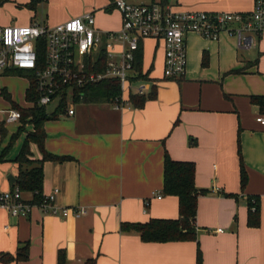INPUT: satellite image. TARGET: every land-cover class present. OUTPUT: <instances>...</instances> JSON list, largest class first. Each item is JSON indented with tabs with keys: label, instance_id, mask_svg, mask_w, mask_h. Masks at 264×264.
I'll return each instance as SVG.
<instances>
[{
	"label": "crops",
	"instance_id": "0c3cea01",
	"mask_svg": "<svg viewBox=\"0 0 264 264\" xmlns=\"http://www.w3.org/2000/svg\"><path fill=\"white\" fill-rule=\"evenodd\" d=\"M114 1L46 0L41 16L44 23L56 25L92 11L97 29L117 31L119 12L113 6L105 9ZM167 1L176 10L204 13L246 14L253 8V0ZM21 10H26V18L16 20V25L35 23L36 10ZM13 21L0 7V25ZM250 36L251 47L241 49L236 37L228 34L217 41L189 34L186 71L175 79L163 76L162 43L147 39L142 69H151L149 77L155 82L143 83L145 94L155 85L154 99L141 108L81 104L72 116L65 113L46 121L45 152L67 159L43 162L42 192L48 196L59 189L55 204L68 212L53 215L33 206L26 216H12L0 207V253L14 255L19 246L29 245L28 260L0 264H58L59 251L65 264L90 259L96 264H197L198 248L200 264H264V126L256 121L262 112L250 102L251 96L264 97V31ZM204 55L207 64L202 66ZM29 85L26 76L0 74V125L6 130L0 152L21 125L8 124L4 118L7 111L16 110L12 103L23 109L33 106L26 99ZM33 131L26 124L0 163V193L12 188L9 177L16 181L14 159ZM238 139L247 174L243 190ZM29 151L32 161L42 160L36 144L31 143ZM166 156L193 162L195 186L207 191L197 200L196 241L145 243L137 233L120 230L122 223L178 218V199L162 192ZM251 196L259 200L257 227L247 224ZM73 209L85 213L76 216Z\"/></svg>",
	"mask_w": 264,
	"mask_h": 264
},
{
	"label": "built area",
	"instance_id": "2783aa9c",
	"mask_svg": "<svg viewBox=\"0 0 264 264\" xmlns=\"http://www.w3.org/2000/svg\"><path fill=\"white\" fill-rule=\"evenodd\" d=\"M112 5L120 14L121 25L117 31L97 29L92 11L56 25L36 22L27 26L0 25V74L13 69L33 73L37 104L46 110L54 106L53 113L65 103L68 116L74 114L77 99H82V89L106 79H116L121 94L111 105L122 109L129 104L130 93L144 95L146 91L142 81H130L134 77L135 53L141 41L153 39L162 43L163 76L175 79L186 71L189 34L209 41L228 34L236 37L239 48L247 49L253 43L250 34L260 35L264 31V0H253V8L246 14L180 11L167 0L149 3L115 0ZM41 48H44V59L40 61ZM103 56L104 69L88 72V66L99 67ZM256 121L264 126V113L259 114ZM6 122L19 123V111H7ZM58 193L59 189L55 188L53 193L44 196L40 207L53 215L60 212L66 215L68 209L55 204ZM0 207L12 216H26L33 206L23 202L22 193L16 188L0 193ZM73 213L79 216L85 211L73 209Z\"/></svg>",
	"mask_w": 264,
	"mask_h": 264
},
{
	"label": "trees",
	"instance_id": "16d2710c",
	"mask_svg": "<svg viewBox=\"0 0 264 264\" xmlns=\"http://www.w3.org/2000/svg\"><path fill=\"white\" fill-rule=\"evenodd\" d=\"M9 0H0L2 7ZM46 0H29L26 4L17 5L18 8H25L29 11H35L37 6ZM113 5L105 8L111 10ZM38 58L41 61L44 59V48L38 51ZM143 61V42H140L139 49L135 53L134 77L130 78L131 82H155L149 77L151 69L144 72L142 69ZM207 64V56L202 58V66ZM104 69V56L102 57L99 67H87L88 72L102 71ZM10 75L26 76L29 79V89L26 92V99L33 103L30 108H20L12 103V108L20 113V126L0 152V163L4 161V157L9 152L14 141L18 136L25 132V125L31 124L34 131L29 133L23 145L14 159L18 165V173L16 181L10 191L19 189L22 193L23 202L30 206L40 207L44 202L43 188V162L66 160V157H58L45 152L44 150V123L48 120H54L59 115L65 114L67 106L62 103L53 113L48 114L45 107H40L37 104V96L34 89V74L31 72L21 71L17 69L7 71ZM238 72V71H237ZM172 79V78H171ZM82 99H77V103L82 104H113L115 98L120 94V85L116 79H106L95 84L88 85L82 89ZM3 96L9 99L5 93ZM156 96V87L153 84L149 93L137 95L130 93L128 103L132 107L141 108L147 100L154 99ZM250 102L257 105L262 113H264V97L251 96ZM6 137V130L0 125V146L3 139ZM34 143L37 145L43 158L41 161H32L29 157V145ZM238 155H239V176L240 189L243 190L247 183V174L243 166L240 155V144L238 139ZM162 192L167 196H174L178 199V218L173 220L151 219L145 223H122L120 230L123 233H137L140 240L145 243H166L178 241H196V214L197 200L199 195L205 194L207 191L197 189L195 186V164L188 161H174L166 156L163 170V189ZM24 194H29L31 198L25 200ZM225 197L236 198V195L223 194ZM258 198L251 196L247 198L248 219L247 224L251 227L259 226V202ZM254 208V210H252ZM29 245L23 244L17 248L14 255L8 253H0V262L2 263H19L28 260ZM58 264H65L63 251L58 252ZM201 262V252L197 249V264ZM85 264H96L95 259L86 261Z\"/></svg>",
	"mask_w": 264,
	"mask_h": 264
},
{
	"label": "rangeland",
	"instance_id": "374dc122",
	"mask_svg": "<svg viewBox=\"0 0 264 264\" xmlns=\"http://www.w3.org/2000/svg\"><path fill=\"white\" fill-rule=\"evenodd\" d=\"M21 1L20 0H9L8 2H6L2 7H1V12L3 13V15H5L6 17H9L10 20H14L13 21V25H16V20H18V22L20 20H25L26 18V13L24 11L26 10H21L19 11V8L17 7V5H20ZM17 7V8H16ZM15 8V11H13V9ZM46 5L41 3L39 4V6H37L36 8V13H37V17L35 22L37 23H44L45 19L42 18L41 14L43 13V10H45ZM19 11V13H17ZM111 20L116 21L117 20V15L116 14H112V16H110ZM43 19V20H41ZM18 24V23H17ZM3 103V97L0 95V104ZM82 103H78L76 105H74V108H77L81 105ZM108 108H112L111 104H107ZM54 109V106H49L47 108V113L50 114ZM2 115H0L1 117ZM6 117V115H4V118Z\"/></svg>",
	"mask_w": 264,
	"mask_h": 264
},
{
	"label": "water",
	"instance_id": "95a60500",
	"mask_svg": "<svg viewBox=\"0 0 264 264\" xmlns=\"http://www.w3.org/2000/svg\"><path fill=\"white\" fill-rule=\"evenodd\" d=\"M8 180L10 181L11 185L13 186V184L15 183V178L9 177Z\"/></svg>",
	"mask_w": 264,
	"mask_h": 264
}]
</instances>
